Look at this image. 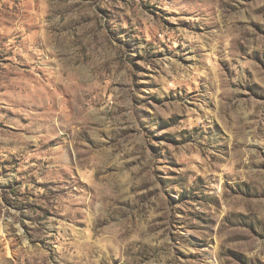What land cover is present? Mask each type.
Here are the masks:
<instances>
[{
  "label": "rangeland",
  "instance_id": "obj_1",
  "mask_svg": "<svg viewBox=\"0 0 264 264\" xmlns=\"http://www.w3.org/2000/svg\"><path fill=\"white\" fill-rule=\"evenodd\" d=\"M0 264H264V0H0Z\"/></svg>",
  "mask_w": 264,
  "mask_h": 264
}]
</instances>
